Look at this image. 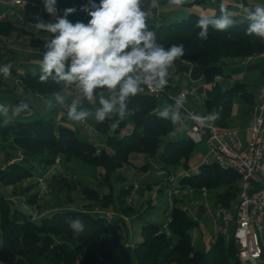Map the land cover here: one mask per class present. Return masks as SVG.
<instances>
[{
  "label": "trees",
  "instance_id": "obj_1",
  "mask_svg": "<svg viewBox=\"0 0 264 264\" xmlns=\"http://www.w3.org/2000/svg\"><path fill=\"white\" fill-rule=\"evenodd\" d=\"M35 1L43 6V0ZM96 2L99 3V0ZM196 2L199 0H191L188 4ZM86 3L87 0H57L60 10L58 14L63 15V9L75 8L76 12L69 15L68 19L87 23L90 17L81 11L82 5ZM200 17L201 15L191 11L180 20L160 21L157 24L147 21L149 29L156 34L157 42L164 47L184 44L185 55L182 58L192 63V78L201 77L203 82H214L215 85V78L223 75L226 58L245 57L264 51V43L259 38L245 34L247 23H238L227 31L210 28L208 39H199V29L195 25ZM236 18L239 20L240 17ZM27 29L17 26L11 20L0 19V39H7L14 33L29 34L27 45L43 51V45L48 39L36 35V30L32 27ZM181 67L186 69L183 64ZM32 72L19 73V79L26 89L42 96L61 92L62 85L51 80L41 83L38 79L39 71H36V76ZM4 89L0 80V91ZM235 97L250 105L254 102L253 95L247 92L245 84L241 82H234L229 87L215 85L204 99L209 112H219L218 123L222 126L229 125ZM128 107L135 109L131 114V127L126 128V121L123 120L118 127L113 128L112 124L117 117L103 122L95 121L97 133L106 135L105 145L102 147L81 139L72 128L51 118L38 116L19 120L0 116V144L9 141L14 149L21 151L19 158L11 160L0 170L1 183L15 185L34 176L38 169L43 173L53 163L56 155H60L61 161L78 160L99 169V189L80 182V192L86 198H91L96 201L94 204L102 207L111 206L114 211L129 214L133 209L131 201H128L133 183L120 185L114 196L111 178L114 176L118 181L125 179L119 175L118 170L133 163V155H139L150 159L156 169L168 173L188 171L190 175L183 176L181 181L192 185L197 191L204 187L211 194L217 187L226 186L214 195V204L229 207L237 200L238 174L221 169L214 162H200L195 168L191 167L190 158L196 143L188 138L184 141L172 138L176 123L158 117L160 110L157 109L156 98L139 94L130 99ZM5 120L8 121L7 124L4 123ZM151 164L144 160L141 167ZM68 184L66 188L69 187ZM35 185L36 181L27 187ZM162 187L160 185L157 189L160 191ZM27 198L32 204L36 201L37 193ZM137 217L140 218L141 215L138 214ZM37 218L31 219V211L12 205L0 196V263L231 264L226 254L224 235H218L215 242H209L207 248H194L191 231L198 224L181 208L178 201L171 210V220L168 223L170 235L167 236L164 232L155 234L161 222L144 220L141 225L142 239L135 243L133 249L123 247L118 235L107 237L108 225L101 212L92 213L59 206L49 213H41ZM70 219L81 220L83 231H73L69 227ZM234 264H240L237 257Z\"/></svg>",
  "mask_w": 264,
  "mask_h": 264
},
{
  "label": "clouds",
  "instance_id": "obj_2",
  "mask_svg": "<svg viewBox=\"0 0 264 264\" xmlns=\"http://www.w3.org/2000/svg\"><path fill=\"white\" fill-rule=\"evenodd\" d=\"M171 4L182 5L185 0H169ZM143 0H87L81 11L90 17L87 23L72 22L69 15L75 8L63 9L59 15L57 0H43L44 11L54 18L46 22L37 16L34 27L51 34L43 45L39 62L38 79L41 83L49 80L57 85L71 87L75 95L71 99L62 92H56L46 101L49 109L60 106L67 111L70 121L81 123L89 118L98 122L117 117L112 124L119 126L128 115L131 98L141 94L145 87L163 90L169 83L170 69L175 61L185 55L184 44L164 47L157 42L156 34L149 29ZM239 20L221 0L219 15H203L195 27L197 36L207 40L209 29L227 31L238 23H247L245 34L259 38L264 43V3L242 6ZM0 74L11 75L10 65L0 66ZM33 76L37 72L33 70ZM206 98V97H205ZM98 101L95 110L84 106ZM186 100L183 95L175 103L165 105L158 113L162 119L173 123L182 119L181 109ZM29 113V104L20 100L15 105L0 104V116ZM187 111V110H185ZM204 126L219 119V112L198 116L187 112L183 117ZM7 120L4 121L7 124ZM69 227L79 233L84 225L79 219H70Z\"/></svg>",
  "mask_w": 264,
  "mask_h": 264
},
{
  "label": "built area",
  "instance_id": "obj_3",
  "mask_svg": "<svg viewBox=\"0 0 264 264\" xmlns=\"http://www.w3.org/2000/svg\"><path fill=\"white\" fill-rule=\"evenodd\" d=\"M0 19L13 21L19 27H32L37 30L34 25L37 16L44 14L42 5L35 0H0ZM240 6H247L240 3ZM43 19V18H42ZM44 20V19H43ZM45 21V20H44ZM51 36V35H50ZM51 38V37H50ZM7 39H0V54L8 53L13 49L11 43ZM40 53H42L40 51ZM264 57V51L253 53L245 56L242 61L246 62L253 58ZM180 63L186 66L183 74L191 79L192 63L184 58L179 59ZM203 84H208L203 82ZM214 84V82L210 83ZM209 84V85H210ZM74 91L71 87L61 86V92L67 93ZM153 98L166 97L171 103H175V98L183 95L185 100L188 97H198V90L195 85L189 84L173 92L167 86L163 90L145 87L141 93ZM43 98L42 95H39ZM187 110V111H185ZM63 112L67 114L66 109ZM187 112H191L198 116H207L214 110L202 114L194 109L188 108L184 104L181 109L182 119L177 123L180 128L184 126L183 117L187 116ZM250 126L247 134H243L241 129L235 125L221 126L218 119L209 121L202 126L199 123L189 119L191 125L186 129V136L195 143H204L206 152L201 162H214L218 167L225 170H232L239 176L238 186L239 192L237 200L229 207L217 205L206 200L210 193L204 187L198 191L205 198L198 206V209L207 215L211 221V233L209 242L213 243L218 235H226L232 230V239L236 246V257L242 264H264V81L261 82L256 100L250 105ZM85 128H90L97 132L95 126H91L85 122H81ZM61 162V156L56 155L53 163L40 175L36 177L38 186L37 198L44 195L48 189L46 176ZM195 168V167H194ZM158 169V168H157ZM165 188V208L164 218L161 221L159 229L155 234L164 232L170 235L168 223L171 220V210L178 201L179 196L183 193H194L196 189L185 182L181 181L183 176L188 177V171L180 173H168L166 171L157 170ZM70 170L62 174L64 178H69ZM138 184L132 185L131 193L128 197L130 202L132 195L137 189ZM181 208L188 213H192L193 209L183 202H178ZM104 214L108 225L107 237L118 235L119 241L123 247L133 249L135 243L129 239V216L117 211H95ZM40 214L31 212V219H35ZM194 221H198L195 214L191 215ZM200 223V222H199ZM168 264V263H165Z\"/></svg>",
  "mask_w": 264,
  "mask_h": 264
},
{
  "label": "rangeland",
  "instance_id": "obj_4",
  "mask_svg": "<svg viewBox=\"0 0 264 264\" xmlns=\"http://www.w3.org/2000/svg\"><path fill=\"white\" fill-rule=\"evenodd\" d=\"M41 17L45 19L46 14H43ZM47 18L54 20V18L48 14H47ZM28 38H29V34L17 35L16 33H14L13 36L9 37L8 39L13 49L8 53L0 54V66L7 64L10 65L11 67V75L8 76L7 78H5L2 74H0V80L10 88L9 92H2V91L0 92V104H6L12 106L17 104V101L22 100L23 97L25 96L31 111L35 112L34 115L35 117L43 116L45 118H51L54 121L59 122L60 124L67 125L70 128H72L81 139L94 143L98 147L104 146L106 135L94 132L90 128H85L83 127V125H81V123L70 121L67 118V115L64 114L63 108H61L60 106H56L52 109H49L47 107L46 101L51 99L53 97V94H47L44 95L43 98H40L39 95L33 93V91L26 89L23 86L21 80L19 79V73L21 71H30V70L39 71V62L42 59V53L40 54L38 53V55L31 54L32 53L31 47L27 45ZM240 58L243 59L244 57H230L225 59V63H223V75L217 76L215 78L214 80L216 83L215 85L227 86L233 80H238L245 84V88L248 91L257 94L261 82L264 81V57L254 58L253 60H251L249 63L259 62L260 64L258 67H253V68L251 67L247 68V64L246 65L242 64L240 62L241 61ZM238 69H241V73L239 74V76L237 77L233 76L234 73L232 72V70H238ZM202 82H203L202 80L196 81L195 84L200 86ZM206 85L208 89H211L212 87L215 86L214 84H210V85L206 84ZM67 95L69 96V99H71L72 97H74L75 92L73 94H67ZM156 103L158 110H161L165 105L173 104L166 97L157 98ZM233 104L234 107H236V113L234 116H232V119L228 120L229 125L237 124L241 129V131L243 132V134H246L251 117L250 105L239 97L234 98ZM185 105L193 107L196 109V111L198 110L199 112L207 111L206 104L202 97L200 98L188 97L186 99ZM84 106L94 111L95 107L98 106V101L92 104H88L87 102H85ZM9 114H13V112L10 111ZM21 114L22 113L18 114L17 115L18 117H16V119L22 120L23 117H21ZM124 120L126 121V128L131 127L132 125L131 114L128 115ZM95 121L96 120L94 118H89L87 120V123L93 126ZM185 131L186 129L180 130L179 128L176 127V130L172 135V138L177 141L186 140L187 136ZM8 150L10 151L11 154H13V156H15L16 151L13 149L10 150L8 148V145L5 144L4 151H8ZM204 152H206V150L205 149L200 150V144H195L190 161L195 162L196 160L198 162V160L200 159V154L202 156ZM198 154L199 156H197ZM7 156L9 155L4 154V152L0 151V168L2 163H4V157ZM132 159H133L132 160L133 163L125 165L122 169L120 168L121 171L118 170L119 175L121 177H125V179H120L118 181L115 180V177L113 176V178H111V182L113 184L114 196L117 194V190L120 185L131 184V183L138 184V187L133 193L131 200V203H133L135 207L132 206L133 208L132 211L129 214L128 213L125 214L129 216V221H130L131 218L137 214V208L140 209L141 212L144 211L143 213L139 214V215L142 214L140 218L132 219L130 226L127 225V227H129L127 228L129 230V239L132 242L136 243L142 239L141 225L144 220H150L156 222H161L163 220L164 208L166 202H165V192H164L165 188L162 187V190L160 191L158 189L156 191L154 189L153 191L152 188L153 185H158V184L161 185L162 176L158 174L157 172L158 169H156L155 165H152L150 159L147 158L141 157L140 161L137 160L136 158L134 159L133 157ZM6 160L7 163L4 167H6L7 164L11 162L10 159L6 158ZM144 160L149 162L151 165L142 168L141 163ZM137 164L139 166L134 167V165ZM195 166H193V168ZM134 169L139 170V172L141 173L138 174V176L134 175ZM67 170H70L71 175L69 178H64L62 174H64V172ZM98 170H99L98 168L96 169L78 160L69 161V162L62 160L56 166L53 172L50 174L51 176L48 175L50 176V178L55 175V177L53 178L54 185L52 189H49L48 186L46 193L41 197L36 198V201L34 203L30 204L27 201L28 200L27 197L31 196V194L35 192L37 193L38 190L37 184L35 186H31L30 188L28 187L20 188L19 185L16 184L5 185L0 183V196L7 199L8 202L13 201L11 203L12 205H15L19 208H23L27 212L29 211L36 212V214L43 213L44 211L43 206H45L46 203L48 204L50 202L53 204L56 203L55 201L58 199L60 203L59 206H63V207H68L71 209L87 210L92 213H96L95 211L97 210L102 212H108V211L110 212L114 210L112 209L111 206L102 207L99 204H94L96 203V201H93L91 198H86L80 192L79 189L80 182L87 186L95 187L99 189L100 173ZM40 174H42V170L38 169L35 171L34 176L27 177L23 179V181L21 182H25L24 183L25 186L28 184L35 183L36 177ZM48 176L45 177L46 180L48 179ZM47 182L49 183V180H47ZM66 184H68L69 187L66 188ZM225 187L226 186L217 187L213 192H211V194L208 196L206 200L213 203L212 200L215 197L214 195L221 192ZM15 189L17 190L19 189V190L14 192L15 193L14 196L12 197V199H10V196L13 195V190ZM129 193L131 192L129 191ZM179 199H183V200H179ZM179 199L178 202L180 201L190 206L194 212L198 210V205L205 200V198L198 193H189V194L183 193L179 196ZM20 200L22 201L21 204L23 205H21L20 202H17ZM140 202L142 204H140ZM200 219L202 222L198 218V220L201 223L196 221V223L200 226L193 228L191 231V240L195 249H200L203 246L207 248L209 245V235L211 233V221L208 216L203 214L201 215ZM229 235L232 236V230L230 231ZM229 261L231 264H234L235 259L233 257H229Z\"/></svg>",
  "mask_w": 264,
  "mask_h": 264
},
{
  "label": "crops",
  "instance_id": "obj_5",
  "mask_svg": "<svg viewBox=\"0 0 264 264\" xmlns=\"http://www.w3.org/2000/svg\"><path fill=\"white\" fill-rule=\"evenodd\" d=\"M189 1H191V0H185V3H183L182 5H174V4H171L169 2V0H143L142 7H143L144 11L146 12L147 21L150 22V23H152V24H157L160 21L161 22L162 21L170 22V21L180 20V19L186 17L188 15V13L191 12V11L196 12V13H198L201 16H203V15L219 14V4L221 3V0H199V2H196V3H193V4H188ZM223 2L234 13V16L240 17V15H241V12H240V10H241L240 3H243V4L249 6V5H254L256 3H264V0H223ZM43 10H44V7H43ZM44 14H46V17L44 19L46 22H54V20L47 18V13L45 11H44ZM35 34L38 35L41 38H44V39H49L51 37L50 36L51 34L46 33V32H43V31H35ZM31 50H32L31 51L32 53L30 52L31 54H37V55H38V53L40 54V51L38 49H36V48H32L31 47ZM253 59H251V60H253ZM240 60H241L240 62L242 64H245V65L247 64V68L248 67L249 68L250 67L251 68L258 67L260 65L259 62L249 63L251 60L246 61V62H243L241 58H240ZM181 65L182 64H180L178 60L175 61L174 68L173 69H170V75L168 77L169 83H168L167 87L171 91L176 92L180 88H182L184 86H187L189 84H192V85H195L197 87V90H198V97H196V98L202 97L203 99H205V97H207L211 93V89H208L207 88V85L206 84L204 85L203 82L201 83L200 86H198V85L195 84L196 81H201L202 80L201 77H198V78H192L191 77V79L187 78L183 74L184 69L181 67ZM232 72L234 73L233 76H236L237 77L241 73V69L232 70ZM219 79H220V77H219ZM234 82H241V81L233 80L231 83H229L225 87L231 86ZM241 83H243V82H241ZM3 84H4L5 89L2 90V92H9L10 91V88L5 83H3ZM247 92H249V93H251L253 95V101H255L256 100V97H257V94L256 93L254 94V93H252V92H250L248 90H247ZM33 93H35V92H33ZM73 93L74 92H72V91L71 92L68 91L66 94H73ZM22 100H24L27 103V99L25 98V96L23 97ZM19 101L20 100H18L17 103ZM187 107L196 110L193 107H190V106H187ZM207 112H209V111L207 110L206 112H200V113L206 114ZM235 113H236V107H234V104H233L232 111H231V118L230 119H232V116H234ZM17 115L18 114H14V113L13 114H9L8 117H6V118H16V117H18ZM34 115H35V112H32L31 111L29 113H22L21 114V117H23V119H30V118L35 117ZM183 122H184V126L182 128H180L179 125H178V123L176 122V126L180 130L187 129L191 125V121L189 119L183 118ZM233 125L238 126L237 124H233ZM249 126H250V124H249ZM248 131H249V127H248V130H247L246 134L248 133ZM5 144L8 145V148L10 150L13 149V150L16 151L15 156H13V155L11 156L13 158L10 157L11 153H10L9 150L8 151H4V145ZM196 144H200V150H204V149L206 150V145L204 143H196ZM0 151L4 152V154H8L9 155L7 157H4V163H2L0 170L5 168L4 166L7 163L6 162L7 161L6 158H11L10 160H13V159H17V158H19L21 156L20 150L14 149V146L9 141L0 144ZM204 154H205V152H204ZM204 154L202 156L200 154V159L198 158L199 159L198 162L196 160H195V162H191L190 161V165L193 167V166L199 164V162L202 161V159L204 157ZM197 156H199V154ZM132 157L134 159L136 158L139 161L141 160V156H139V155H133ZM53 170L50 172V174L53 172ZM140 173L141 172H139V170L134 169V175L138 176V174H140ZM50 174H48V175H50ZM50 176H48V179L47 180H49V183H48L49 189H52V187L54 185L53 178L55 177V175L52 176L51 178H50ZM0 183H1V181H0ZM24 183L25 182H20V183H17L16 185H19L20 188L21 187H27L28 185H30V184H28V185L25 186ZM161 185H162V181H161ZM159 186H160V184L153 185L152 186L153 191H154V189L156 191ZM18 190L17 189L13 190V195L10 196V199H12V197L14 196V194H15L14 192H16ZM194 193L200 194L199 191H197V190ZM143 196H144V193H143ZM144 198H146V197H144ZM181 200H183V199H181ZM12 202H10V203H12ZM17 202H20V204L22 203L21 200L20 201H17ZM55 202L56 203H53V204L50 203V202L48 204L46 203L45 206H43V209H44L43 213L44 214L49 213L54 208L59 207V204H60L59 203V199L56 200ZM212 202H214V199L212 200ZM140 204H142V203L140 202ZM21 205H23V204H21ZM131 205L133 207H135V205L133 203H131ZM143 212L144 211L141 212L140 209L137 208V214L131 218V220L129 221L128 225L130 226L132 219H138L137 215L140 214V213H143ZM192 214H195L197 216V218H199V220L201 221L200 217H201V215L203 213L201 212L200 209H198L196 212L193 211L190 215H192ZM203 215H205V214H203ZM198 226H200V225H198ZM229 234L230 233L224 235V237H225L226 254L228 256V259H229V257H233L235 259L236 258V246H235V243H234V241L232 239V236L229 235ZM262 237H264V235H262ZM240 264H242V263H240Z\"/></svg>",
  "mask_w": 264,
  "mask_h": 264
}]
</instances>
